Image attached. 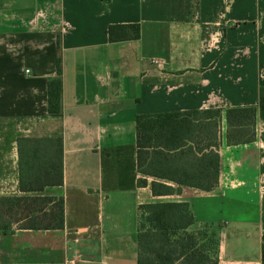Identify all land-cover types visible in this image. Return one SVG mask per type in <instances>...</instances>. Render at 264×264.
I'll list each match as a JSON object with an SVG mask.
<instances>
[{"label":"crops","instance_id":"crops-1","mask_svg":"<svg viewBox=\"0 0 264 264\" xmlns=\"http://www.w3.org/2000/svg\"><path fill=\"white\" fill-rule=\"evenodd\" d=\"M119 23L140 39L110 42ZM58 57L63 112L50 115ZM248 105L256 138L230 145L224 112ZM207 109L223 111L217 185L140 187L137 116ZM55 134L63 184L21 191L18 138ZM20 195L63 197L64 228L0 229V264H137L139 206L164 201L189 203L188 230L216 240L218 264H264V0H0V196Z\"/></svg>","mask_w":264,"mask_h":264},{"label":"trees","instance_id":"trees-1","mask_svg":"<svg viewBox=\"0 0 264 264\" xmlns=\"http://www.w3.org/2000/svg\"><path fill=\"white\" fill-rule=\"evenodd\" d=\"M110 42L138 40L139 23L111 24ZM58 45H61L58 37ZM48 113L63 112L62 59H57V74L47 83ZM227 143L238 145L256 138L257 107H229L225 110ZM221 109L168 111L140 114L136 120L138 185L150 186L156 196L180 191L181 186L211 190L220 176L218 131ZM19 182L23 192L42 191L64 182V143L61 134L18 138ZM177 187V188H176ZM27 203L35 215L45 214L49 223L31 218L20 228L62 229L65 224L63 197L0 196V206L10 209ZM48 206L50 210L48 211ZM137 264H218L217 242L207 230L191 232L194 213L188 202L164 201L139 206ZM24 219H27L24 218ZM0 229H10L0 225Z\"/></svg>","mask_w":264,"mask_h":264},{"label":"rangeland","instance_id":"rangeland-1","mask_svg":"<svg viewBox=\"0 0 264 264\" xmlns=\"http://www.w3.org/2000/svg\"><path fill=\"white\" fill-rule=\"evenodd\" d=\"M27 205V203H23L21 207L13 209L6 206H0V225H7L10 228H20L28 224L33 216V218H39V221L43 225H47L49 223V218L45 214L39 213L38 215H35L36 213H34L31 205L30 207ZM50 207L51 206H48V211L50 210ZM26 217L27 219H24Z\"/></svg>","mask_w":264,"mask_h":264},{"label":"built area","instance_id":"built-area-1","mask_svg":"<svg viewBox=\"0 0 264 264\" xmlns=\"http://www.w3.org/2000/svg\"><path fill=\"white\" fill-rule=\"evenodd\" d=\"M46 18V13L42 10H40L37 15L31 20V25H36L40 21V19L45 20ZM66 264H75L74 260L68 261Z\"/></svg>","mask_w":264,"mask_h":264}]
</instances>
